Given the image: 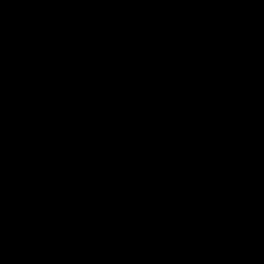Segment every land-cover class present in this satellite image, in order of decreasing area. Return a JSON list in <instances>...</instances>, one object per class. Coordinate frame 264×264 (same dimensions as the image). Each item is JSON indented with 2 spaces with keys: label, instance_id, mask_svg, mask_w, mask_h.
I'll list each match as a JSON object with an SVG mask.
<instances>
[{
  "label": "trees",
  "instance_id": "1",
  "mask_svg": "<svg viewBox=\"0 0 264 264\" xmlns=\"http://www.w3.org/2000/svg\"><path fill=\"white\" fill-rule=\"evenodd\" d=\"M0 264H264V0H0Z\"/></svg>",
  "mask_w": 264,
  "mask_h": 264
},
{
  "label": "rangeland",
  "instance_id": "2",
  "mask_svg": "<svg viewBox=\"0 0 264 264\" xmlns=\"http://www.w3.org/2000/svg\"><path fill=\"white\" fill-rule=\"evenodd\" d=\"M134 45H139V42L135 41V42H134Z\"/></svg>",
  "mask_w": 264,
  "mask_h": 264
}]
</instances>
